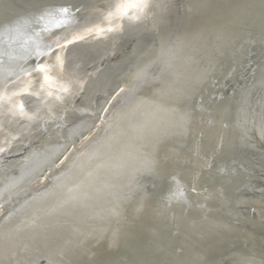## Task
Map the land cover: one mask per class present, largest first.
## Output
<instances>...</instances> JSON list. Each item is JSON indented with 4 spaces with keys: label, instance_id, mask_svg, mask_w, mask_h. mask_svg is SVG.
Here are the masks:
<instances>
[{
    "label": "bare ground",
    "instance_id": "bare-ground-1",
    "mask_svg": "<svg viewBox=\"0 0 264 264\" xmlns=\"http://www.w3.org/2000/svg\"><path fill=\"white\" fill-rule=\"evenodd\" d=\"M116 2L0 0V264H264V0Z\"/></svg>",
    "mask_w": 264,
    "mask_h": 264
},
{
    "label": "snow or ice",
    "instance_id": "snow-or-ice-1",
    "mask_svg": "<svg viewBox=\"0 0 264 264\" xmlns=\"http://www.w3.org/2000/svg\"><path fill=\"white\" fill-rule=\"evenodd\" d=\"M146 0H117L115 7L118 9H122L126 6H132V7H137L142 4H145ZM62 11H67V9H64ZM123 15H127L126 12H122ZM39 71L44 72L46 71L44 68H40ZM3 99V96L0 95V100ZM19 107H23L22 105H19Z\"/></svg>",
    "mask_w": 264,
    "mask_h": 264
},
{
    "label": "rangeland",
    "instance_id": "rangeland-1",
    "mask_svg": "<svg viewBox=\"0 0 264 264\" xmlns=\"http://www.w3.org/2000/svg\"><path fill=\"white\" fill-rule=\"evenodd\" d=\"M17 197H20V194L19 195H17ZM16 199H18V198H16ZM18 200H20V199H18ZM16 201V200H15Z\"/></svg>",
    "mask_w": 264,
    "mask_h": 264
}]
</instances>
